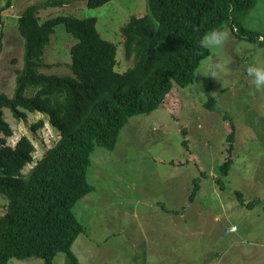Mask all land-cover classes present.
<instances>
[{
  "label": "rangeland",
  "instance_id": "1",
  "mask_svg": "<svg viewBox=\"0 0 264 264\" xmlns=\"http://www.w3.org/2000/svg\"><path fill=\"white\" fill-rule=\"evenodd\" d=\"M46 1L0 0L5 8L0 13V92L13 95L24 64L19 15ZM68 1L43 6L40 17H96L102 37L117 46L116 70L131 68L135 58L126 57L122 28L132 16L148 12L147 0H110L99 7ZM255 1L246 15L236 11L234 18L264 33V0ZM226 26L229 39L210 49L192 83L176 85L175 102L132 116L114 149L95 145L88 171L94 189L73 208L85 227L72 246L82 264H264V89H256L245 71L249 64L264 66V45L241 39ZM76 41L64 24L57 25L45 53L51 67L42 72L71 75L70 46ZM210 64L221 67L210 70ZM4 112L14 130L8 143L27 135L35 145L26 174L57 143L59 132L43 113L29 112L18 120L8 108ZM230 125L235 128L233 166L218 181L214 178L221 176L229 155ZM199 177L200 188L192 195ZM237 191L252 205L242 204ZM6 210L7 200L0 195V217ZM233 225L239 230L227 233ZM9 264L44 260L12 258ZM54 264H68L66 253H58Z\"/></svg>",
  "mask_w": 264,
  "mask_h": 264
},
{
  "label": "trees",
  "instance_id": "2",
  "mask_svg": "<svg viewBox=\"0 0 264 264\" xmlns=\"http://www.w3.org/2000/svg\"><path fill=\"white\" fill-rule=\"evenodd\" d=\"M74 1L99 7L110 0ZM147 2L148 12L132 16L122 28L126 57L135 58V64L122 73L116 70L117 46L102 37L96 17L59 15L42 20L43 6H63L68 0L32 4L19 15L24 64L13 95L0 92V195L7 200V210L0 217V264L29 257L54 264L60 252L66 253L68 264H82L72 246L85 227L73 208L94 189L88 171L95 145L114 149L132 116L177 100L176 85L192 83L201 62L211 54L210 49L197 46L205 32L229 25L241 39L264 45V33L234 18L236 11L246 15L255 0ZM4 9L0 5V13ZM59 24L77 39L70 46L71 75L42 72L51 67L45 53ZM2 48L0 33V54ZM5 108L18 120L27 119L29 112L48 115L60 135L26 174L24 168L34 162L35 145L27 135L15 145L8 143L14 130L5 118ZM44 123L41 119L38 125ZM234 138L235 128L230 125L229 155L221 165V176L214 178L218 181L233 166ZM184 145L187 147V140ZM201 179L194 180L192 195L199 190ZM236 195L242 204L252 205L241 191Z\"/></svg>",
  "mask_w": 264,
  "mask_h": 264
},
{
  "label": "clouds",
  "instance_id": "3",
  "mask_svg": "<svg viewBox=\"0 0 264 264\" xmlns=\"http://www.w3.org/2000/svg\"><path fill=\"white\" fill-rule=\"evenodd\" d=\"M231 33L227 26H221L218 28H212L205 32L197 41L199 49H214L222 47L229 39ZM219 64H210L209 69L219 68ZM246 75L250 78V83L256 89H264V66L258 64H249L246 69ZM215 77V71H211V74Z\"/></svg>",
  "mask_w": 264,
  "mask_h": 264
},
{
  "label": "built area",
  "instance_id": "4",
  "mask_svg": "<svg viewBox=\"0 0 264 264\" xmlns=\"http://www.w3.org/2000/svg\"><path fill=\"white\" fill-rule=\"evenodd\" d=\"M238 231V226L237 225H233L230 228H228L226 230L227 233H233V232H237Z\"/></svg>",
  "mask_w": 264,
  "mask_h": 264
},
{
  "label": "crops",
  "instance_id": "5",
  "mask_svg": "<svg viewBox=\"0 0 264 264\" xmlns=\"http://www.w3.org/2000/svg\"><path fill=\"white\" fill-rule=\"evenodd\" d=\"M239 230V229H238Z\"/></svg>",
  "mask_w": 264,
  "mask_h": 264
}]
</instances>
